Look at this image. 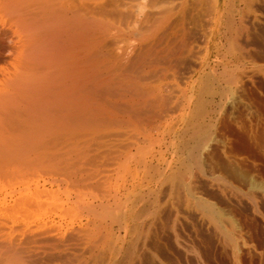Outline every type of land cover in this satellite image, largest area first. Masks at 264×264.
I'll return each mask as SVG.
<instances>
[{
	"label": "bare ground",
	"instance_id": "6f19581e",
	"mask_svg": "<svg viewBox=\"0 0 264 264\" xmlns=\"http://www.w3.org/2000/svg\"><path fill=\"white\" fill-rule=\"evenodd\" d=\"M248 45L264 51V0H0V57L11 52L0 69V186L13 187L0 196V264H183L143 255L153 221L137 204L159 166L139 142L169 110L171 66ZM208 68L192 69L199 91L213 82ZM132 161L150 172L145 188L111 191ZM61 184L99 193L89 189L85 207L70 200L88 211L75 210L77 223L64 222L75 215L67 200L54 209Z\"/></svg>",
	"mask_w": 264,
	"mask_h": 264
},
{
	"label": "rangeland",
	"instance_id": "374dc122",
	"mask_svg": "<svg viewBox=\"0 0 264 264\" xmlns=\"http://www.w3.org/2000/svg\"><path fill=\"white\" fill-rule=\"evenodd\" d=\"M247 50H195L184 62L171 66L163 80L172 94L170 112L156 118L149 136L139 142L143 157L152 158L163 176L153 169L147 171L155 174L150 179L135 161L127 171L115 174L111 191L121 195L128 186H136L137 193L152 181V193L137 204L141 217L153 221L149 238L145 237L143 255L147 257L183 264L199 258L203 264H232L236 257L242 264H264V51L251 45ZM9 55H1L0 69L8 65ZM203 64L215 70L204 71L208 76L204 79L213 81L206 86L209 91H199L195 81L192 84V69ZM199 100H203L202 109ZM114 184L120 187L115 189ZM7 185L4 190L0 186V196L13 191ZM66 185L59 186L55 199L67 200L65 207L73 208L79 191ZM89 189H82L84 196L76 195L77 200L83 197V207L99 194L92 190L95 196L91 197ZM53 202L54 209L61 206L58 199ZM80 209L75 207V215L66 216L64 222L77 223L80 215L85 218L88 211ZM75 210L83 212L78 217Z\"/></svg>",
	"mask_w": 264,
	"mask_h": 264
}]
</instances>
